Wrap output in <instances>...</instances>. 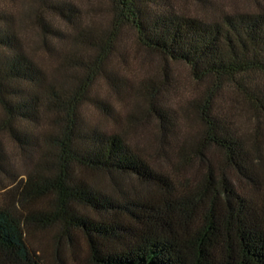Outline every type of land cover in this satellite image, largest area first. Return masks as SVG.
Returning <instances> with one entry per match:
<instances>
[{
  "label": "trees",
  "instance_id": "1",
  "mask_svg": "<svg viewBox=\"0 0 264 264\" xmlns=\"http://www.w3.org/2000/svg\"><path fill=\"white\" fill-rule=\"evenodd\" d=\"M87 1L0 0V264H46L28 241L44 231L83 239L89 264H264V12L200 18L176 0ZM127 29L206 85L179 112L166 101L177 80L139 84L156 157L82 126ZM88 173L144 189L105 191Z\"/></svg>",
  "mask_w": 264,
  "mask_h": 264
},
{
  "label": "rangeland",
  "instance_id": "2",
  "mask_svg": "<svg viewBox=\"0 0 264 264\" xmlns=\"http://www.w3.org/2000/svg\"><path fill=\"white\" fill-rule=\"evenodd\" d=\"M82 5L87 0H78ZM177 7L200 18L220 17L223 14L264 12V0H176ZM118 52L108 63L105 72L97 80L90 98L82 109L83 130H101L107 133H119L134 147L142 150L148 157L155 156L157 143L154 137L158 130L152 118H145L148 101H143L137 88L147 79H160L164 72L170 79L177 80L175 88L167 96L169 109L181 110L183 102L195 96L197 91L206 85L197 84L189 74L185 64L166 61L162 57L152 55L142 49L130 29L122 33L118 43ZM36 60L45 68L48 59L45 50L34 52ZM138 93V95H137ZM232 94V93H230ZM226 93V100L231 96ZM50 130L49 126L43 130ZM156 157V156H155ZM153 163L158 166L157 160ZM96 187L109 191L114 185L121 188H143L137 181L127 177H117L114 182L109 175L103 173L83 174ZM116 183V184H115ZM56 233L44 231L28 236V241L46 264H89L88 247L79 238L74 246L58 243Z\"/></svg>",
  "mask_w": 264,
  "mask_h": 264
}]
</instances>
